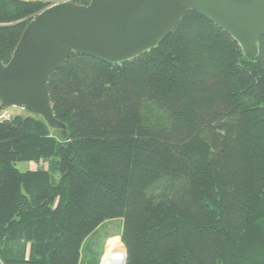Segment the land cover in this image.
<instances>
[{
  "label": "trees",
  "instance_id": "trees-1",
  "mask_svg": "<svg viewBox=\"0 0 264 264\" xmlns=\"http://www.w3.org/2000/svg\"><path fill=\"white\" fill-rule=\"evenodd\" d=\"M45 9L0 0L2 63ZM259 44L251 62L187 11L127 63L71 54L48 81L63 131L40 117L2 119L0 105V264H79L83 242L112 220L122 221L124 264H264ZM30 161H53L58 181L15 169Z\"/></svg>",
  "mask_w": 264,
  "mask_h": 264
},
{
  "label": "water",
  "instance_id": "water-1",
  "mask_svg": "<svg viewBox=\"0 0 264 264\" xmlns=\"http://www.w3.org/2000/svg\"><path fill=\"white\" fill-rule=\"evenodd\" d=\"M187 11L198 13L239 45L251 62L264 37V0H91L58 2L37 14L7 64L0 59V105L40 117L49 130L56 120L48 81L71 54L112 66L157 49Z\"/></svg>",
  "mask_w": 264,
  "mask_h": 264
},
{
  "label": "rangeland",
  "instance_id": "rangeland-1",
  "mask_svg": "<svg viewBox=\"0 0 264 264\" xmlns=\"http://www.w3.org/2000/svg\"><path fill=\"white\" fill-rule=\"evenodd\" d=\"M38 1H41L43 4H45L46 8L57 4L58 2H64V1L50 2L49 0H38ZM65 1H72L73 3L79 6L83 5L81 3L79 4L77 2L78 0H65ZM16 115L22 117L29 116L35 118V116H33L31 113L21 110L20 108L17 107L5 109L2 113L1 118L8 119V118L16 117ZM51 133L55 136V138L58 141H62L60 133L55 131H52ZM15 169H17L21 173L46 170L49 171V173H51V176L52 178H54L55 181H58L59 179L57 174L54 173L55 167L53 161H48V162L41 161L39 163H35L31 161L18 162L15 164ZM121 230H122V221L120 220H112L102 224L101 227L95 230L90 235V237L87 238L81 245L82 247L79 254L80 257L79 264H92L94 259L96 261V264H107L109 261H113V262L115 261L118 264H124V259L122 254H124L125 250L123 251V249H125V247L122 243L121 244L123 245L124 248L120 244L121 234H122Z\"/></svg>",
  "mask_w": 264,
  "mask_h": 264
},
{
  "label": "bare ground",
  "instance_id": "bare-ground-1",
  "mask_svg": "<svg viewBox=\"0 0 264 264\" xmlns=\"http://www.w3.org/2000/svg\"><path fill=\"white\" fill-rule=\"evenodd\" d=\"M125 252V251H124ZM107 264H118L117 262L109 261Z\"/></svg>",
  "mask_w": 264,
  "mask_h": 264
}]
</instances>
